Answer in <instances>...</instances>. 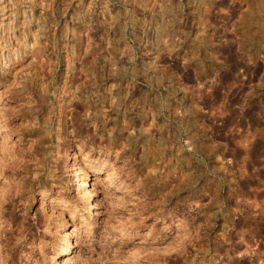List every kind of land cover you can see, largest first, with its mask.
Wrapping results in <instances>:
<instances>
[{
    "label": "rangeland",
    "instance_id": "rangeland-1",
    "mask_svg": "<svg viewBox=\"0 0 264 264\" xmlns=\"http://www.w3.org/2000/svg\"><path fill=\"white\" fill-rule=\"evenodd\" d=\"M0 264H264V0H0Z\"/></svg>",
    "mask_w": 264,
    "mask_h": 264
},
{
    "label": "bare ground",
    "instance_id": "bare-ground-1",
    "mask_svg": "<svg viewBox=\"0 0 264 264\" xmlns=\"http://www.w3.org/2000/svg\"><path fill=\"white\" fill-rule=\"evenodd\" d=\"M85 199H86V205H87L86 208H85V210H88L89 211V210H91L94 207V204L91 201L92 199H91V197L88 194L85 195ZM63 251H64V253H66L67 249L65 248Z\"/></svg>",
    "mask_w": 264,
    "mask_h": 264
}]
</instances>
